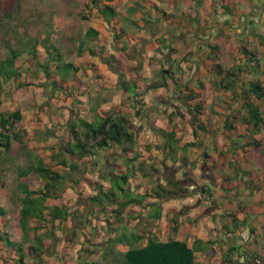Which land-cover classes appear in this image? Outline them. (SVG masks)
I'll return each mask as SVG.
<instances>
[{"label":"rangeland","instance_id":"374dc122","mask_svg":"<svg viewBox=\"0 0 264 264\" xmlns=\"http://www.w3.org/2000/svg\"><path fill=\"white\" fill-rule=\"evenodd\" d=\"M88 1L0 0V62L9 54L10 49L19 51L13 59L12 69L15 73L7 79L0 77V113H8L15 109L20 113V120L16 124L20 142L13 141L7 152L0 150V208L4 210V214L0 216V231H4L7 238L15 242L29 241L28 236L31 234L29 226L22 232L19 225L18 209L19 199L22 196L21 187L26 185L29 188H37L42 183L31 170L25 175L20 174V171H25V168L32 164L35 157L47 161L50 166H55L49 157L51 149L70 140L71 133L67 123L79 116L92 118L90 108L93 104L97 103L99 107L104 102L112 104L118 93H120L121 104H134L133 100L127 97L121 98L123 93L138 92L135 89L136 85L132 80L131 72L128 71L129 66L139 65L141 69L143 66L148 67L152 60V66L150 65L148 68L150 69L149 74L152 73V79L156 76L154 57L146 55L140 57L132 47L137 43L138 50L143 54L144 52L148 53L146 49L154 43L150 37L145 39L138 33L143 26L145 15L151 16V18H154L155 15L153 7L151 8L153 10L150 11L144 7L148 0L138 1L143 5L134 10L128 9L126 5L124 8L122 0H113L112 3L116 11V29L112 32H110L111 26L109 28L107 22L97 17L95 8L85 6ZM149 1L152 3L154 0ZM179 7L181 8L182 5ZM88 28L95 32L86 36L85 31ZM170 40V38L161 39L159 42L155 40L154 45L158 44L161 47L165 43L170 44ZM34 42L36 45L33 54H31L30 49ZM44 45H53L55 50L45 48ZM87 49L96 50L97 54H89ZM149 51L154 55L158 50L150 48ZM53 52L59 54L58 60L47 59V54ZM106 53L111 54L117 60L116 66L122 73L121 77L106 58ZM66 62L71 66H67ZM39 63L46 64V69L38 66ZM5 67L2 69L6 70ZM43 71H46L47 75ZM94 73H99L102 76L95 78ZM159 73L160 71L158 75ZM135 75L137 76V74ZM175 75L176 79L184 76L183 73L180 75V71H177ZM162 77L160 74L161 82H163ZM150 81L148 78H138L136 84L145 86ZM121 84L125 85L127 90L121 89ZM179 86H185V84H179ZM189 89L194 91V88ZM212 90L214 91V88ZM171 91L173 97L174 91L173 89ZM215 91L218 92V89L215 88ZM194 93H198L199 96L202 93L204 96L203 92L194 91ZM167 102L165 100V103ZM143 108L144 106L141 107V109ZM155 110L158 108L156 107ZM140 113L142 115L141 110H139ZM136 114L135 110L131 108L127 117L131 119ZM174 126L176 125L174 124ZM153 138H157V136L151 134L140 136L139 144L143 150L134 151L131 148L127 152L128 158L120 151V146L113 144L97 149L96 153L92 156L89 155L88 160L84 163L71 160L70 162L78 167L76 171L70 172L66 166L59 169L63 182L61 190L57 192V198L46 199V205L49 207L53 204L63 205L66 207L68 215L59 222L41 225L36 231L41 239L48 243L44 248L37 245L40 248L36 254L37 258L27 255L28 242H24L22 245L24 263L62 264L59 248L63 242L62 239L68 235L72 241V247L65 254L67 264H83L84 262L88 264H122L120 253L126 248L128 242L132 246L141 245L145 242V235L164 238L166 232L169 234L172 232L170 231L172 227L176 231L179 230L174 222H179L180 225L182 222L185 225L188 223V232L180 231L177 236L186 241L191 240V243L187 242L188 245H192L196 249L199 246L197 244L199 241L204 245L207 240L211 242L224 240L225 235L220 233H208L203 229L196 232L195 230L191 231L190 223L195 224V220L203 216V210H197L196 207L200 201L195 196L192 197V204L187 202L188 204L182 206L179 198L184 195L183 192L186 188L178 191L173 186L159 184L158 181L163 176H173V166L167 167L166 170L161 166L159 162L162 152L156 148L157 141ZM179 139L185 142L186 139H190L189 134L185 135L181 132ZM238 144V141L229 142L226 140L224 146L228 149L227 155H232V147ZM134 146L137 147L138 144ZM189 146L191 145L176 148L175 157L177 156L181 160L186 149L191 148ZM150 149L156 151L154 156L150 151H147ZM105 151L106 155H104ZM157 155L159 158L155 162L154 157ZM61 156L67 159L66 153ZM133 156V160L138 159L137 157L146 158L148 156L154 160L153 166L142 162L141 170H139L136 163L133 165L132 160L127 161ZM65 162L67 165L68 160ZM191 166L193 165L190 164ZM254 167L264 170L261 165H254ZM111 170L116 173L125 172L128 175L126 183L123 185L124 192L140 200L138 203L132 201L127 204L119 222L115 224L116 229L108 231L102 222L103 214L97 213L94 203L88 202V198L95 191L93 185L86 178L95 180L102 187H106L110 184L106 176L112 175ZM233 170L234 178L248 183L245 176L250 174L249 168H242L238 164ZM142 172L145 174H141ZM223 172V170L219 171L221 174ZM154 176L155 178H153ZM202 176L206 177L207 173L199 172L195 178L200 180L203 178ZM77 180L79 181L76 182ZM166 182L169 184L171 181L165 178ZM207 187L211 186L207 185ZM197 189L198 185H194L191 188L192 192L188 194L191 196ZM154 190L158 193L157 195L153 193ZM151 204L160 207L158 219L148 216L152 208ZM217 210L216 213L219 214L222 209L218 208ZM212 214L209 213L207 216L209 224L213 223L214 216ZM248 215H250L249 212L244 214L246 218H250ZM35 223L31 221L28 225ZM236 228L237 226H234V229ZM138 232L142 238L136 241L132 240V236ZM195 233L197 238L194 236ZM117 239L120 241L116 242ZM251 241L249 239V242ZM0 243L3 244L2 241ZM231 246L238 249L237 245ZM3 249L4 251H2ZM242 250L238 249L240 253ZM0 253L3 254L0 264H3V259H8L9 264L16 259L15 252L9 245H0Z\"/></svg>","mask_w":264,"mask_h":264},{"label":"crops","instance_id":"0c3cea01","mask_svg":"<svg viewBox=\"0 0 264 264\" xmlns=\"http://www.w3.org/2000/svg\"><path fill=\"white\" fill-rule=\"evenodd\" d=\"M138 1L142 0H122L124 8L126 5L132 10L143 5ZM144 7L149 11L153 7L155 15L154 18L145 15L138 33L145 39L150 37L154 43L146 49L148 53L143 54L138 50L137 43L132 47L140 57H154L156 76L152 79V73L149 74L148 68L152 66V60L148 67L143 66L141 69L139 65L129 66L128 71L131 72L138 92L135 91L133 96L128 92L123 93L121 98L127 97L134 104H121L118 93L112 104L104 102L100 108L126 118L127 125L137 135L138 146L132 147L134 151L143 150L139 144V137L143 134L156 135L157 138L153 139L157 142L163 140L159 132L162 130L174 131L175 137H179L181 132L189 134L190 139L185 142H191V148L186 149L181 160L175 157L176 148H182L184 141L181 139L175 144V152L171 156L162 153L159 163L165 170L173 166V176H163L158 182L161 186L164 183L174 189L186 188L184 195L179 198L182 206L187 202L192 204V197L195 196L200 201L196 207L197 210H203V216L196 219L195 224L190 223L191 231L203 229L208 233L225 235V239L218 242L207 240L204 245L200 241L197 243V264H218L220 261L228 264H264V170L254 167L261 165L264 169V0H154L152 3L148 0ZM167 38L171 39L170 44L165 43L161 47L154 45L155 40L159 42ZM150 48L158 51L152 55ZM215 65L236 74L232 80L233 92L218 87L223 74L215 73ZM160 69L165 71L158 75ZM177 71H180V75L183 73V78L176 79ZM160 74L163 82L160 81ZM167 76L171 78L168 79ZM138 78H148L151 80L149 83L164 85L145 89L149 83L145 86L137 85ZM250 83L258 84L263 92L259 99L247 93L249 102L260 117L254 126L244 108V99L239 95L240 89H248ZM177 87L186 94L191 91L193 98L186 102L177 99ZM189 88H194L195 92H203L204 96L202 93L199 96ZM213 88L214 91H211ZM165 100L168 102L165 103ZM194 104L201 107L197 112L194 111ZM156 107L158 110H155ZM131 108L138 113L129 119L127 114ZM194 117L203 126V129L196 131L195 138L191 137L197 124L193 121ZM225 123L231 127L225 128ZM226 140L239 142L232 147L230 156L224 146ZM147 151L152 156L156 153L153 149ZM137 158L132 160V164L136 163L137 167L142 162L148 165L154 162L148 156ZM154 158L157 162L159 157L157 155ZM237 163L242 168L250 169V174L245 176L248 183L233 177V169ZM220 170L224 171L223 174L219 173ZM199 172L207 173V176L198 180L195 175L197 177ZM165 178L171 182L165 183ZM194 185H198V189L190 196L188 193L192 192ZM207 185L211 187L208 188ZM218 208L222 209L219 214L216 213ZM246 211L250 213V218L244 216ZM209 213L214 216L213 223L210 224L207 217ZM174 225L179 229H175L174 237L179 238L180 231L188 232V223L185 225L182 222L180 225L179 222H174ZM234 226L237 228L234 229ZM194 236L197 238L196 233ZM249 239L252 241L249 242ZM186 242L191 243V240ZM231 245H237L244 252L242 250L240 253ZM256 259H259V263L255 262Z\"/></svg>","mask_w":264,"mask_h":264},{"label":"trees","instance_id":"16d2710c","mask_svg":"<svg viewBox=\"0 0 264 264\" xmlns=\"http://www.w3.org/2000/svg\"><path fill=\"white\" fill-rule=\"evenodd\" d=\"M112 2L113 0H89L88 3L85 4V6L89 8H95L97 17H100L101 20L107 22L109 24V28L111 26L110 32L116 29V11ZM91 32L93 33L95 31L88 28L85 31V35L88 36ZM119 32L122 31L119 30ZM262 40L264 44V38ZM35 45V42L31 45V54L34 52ZM44 47L51 48L52 51L55 50L53 45H44ZM17 51L18 50L10 49L9 54L0 62V77L2 79H7L15 73L12 69V65L13 59L16 55H18ZM87 51L89 54H97L96 50L87 49ZM106 56L111 65L116 69V73H118L121 77L122 73L116 66L117 60L109 53H106ZM58 57V53L53 52L47 54L48 60H58ZM65 64L67 66H71V64H68L67 62ZM38 66L46 69V64L39 63ZM3 67H5L6 70L2 69ZM164 71L165 69H160V73ZM214 71L219 75L223 74L218 87L223 90L233 92L232 80L236 77V74L227 69L223 70L219 65H215ZM43 73L47 75L46 71H43ZM93 76L95 78H99L102 75L94 73ZM162 85L164 84L151 82L149 85L145 86V89L156 88ZM121 89L127 90L126 86L123 84H121ZM176 89L178 91L175 95L177 99H182L183 102H186L187 100L193 98L191 91L186 94L181 92L179 87ZM247 93H251L252 96L259 99L263 96V92L262 88L255 83H250L248 89L246 90L240 89L239 95L244 99V108L248 113L249 120L254 126L260 117L256 108L249 102ZM134 94L135 93H132L131 96ZM194 106L195 112L201 108L198 104H194ZM90 110L92 112V118L88 119L79 116L67 123L69 128L68 130L71 133L70 140L66 141L65 144H58L57 147L52 148L49 153V157L55 166H50V163L47 161L35 157L32 164L25 168V171H20V174L25 175L31 170L38 176L42 183L37 188H29L26 185H22L21 187L22 196L19 199L20 206L18 209V220L22 232L24 231V228H27L28 226L30 227L31 230L29 231L31 234L28 236L29 241H12L7 238L4 231H0V240L3 242V244L0 243V245L11 246V250H13L16 255V259L12 260L10 264H25L23 261L24 253L22 248L24 242H28L26 247L27 255L29 257L37 258L36 254L40 249L38 246H42V248H44L48 245V243L43 241L41 236L37 234L36 231L39 227H41V225L51 222L54 223L55 221L59 222L68 215L66 207H63V205L58 206L53 204L50 207L46 205V199L53 200L57 198V192L61 190L63 182L61 180L62 175L60 174L59 169L65 168L66 166L68 171H76L78 167L71 163V160H77L79 163H84L88 160L87 157L89 155L92 156L96 153L97 149L113 144L120 146V151L128 158L127 152L130 151L137 143V135H135L134 131H132L127 125L125 117L116 112L112 113L107 110L104 111L97 103L93 104ZM135 113L138 112L136 111ZM19 120L20 113L17 109L8 113H0V150L7 152L10 150L13 141L20 142V136L16 128V124ZM193 121L197 122L195 129L192 130L191 133L192 137L195 138L196 131L203 129V126L195 117L193 118ZM224 127L229 128L231 125L225 123ZM159 132L161 133V136H163V140L161 143L155 144L156 148H159L162 153H167V156L169 157L175 152V144L179 141V137H175L174 131L172 130H162ZM189 144H191V142H183L182 146ZM63 153L67 154V159L61 156ZM133 158L134 156L127 159V161L133 160ZM66 160H68L67 165L65 164ZM139 164L138 169L141 170L142 164ZM111 172V176H106L110 182L109 186L106 187H102L100 183H97L95 180L86 178V180L93 185V190L95 191L94 194L88 198V202L94 203L95 211L103 214L102 222L108 231L116 229L115 224L119 222V218L122 216L121 214L124 213V208L127 204L132 201L138 203L140 200L124 192L125 189L123 188V185L126 183L128 178V175L125 172L116 173L113 170H111ZM142 174H145V172H142ZM78 181L79 180L76 182ZM176 189H178V191L181 190L179 187ZM169 192L172 193V191ZM153 193L155 195L158 194L155 190ZM151 205L152 208L148 216L158 219L160 217V207L153 204ZM3 214L4 210L0 208V216ZM96 218L98 219V217ZM31 221L36 223L28 225ZM171 229L172 234H166L164 238H159L153 235H145V242L141 245L132 246L128 242L126 248L122 251V253H120L122 264H197L195 261L196 248L192 245H188L186 240L174 237L175 229L173 227ZM123 238L126 239L124 236ZM140 238H142V235L139 232L132 236V240L134 241ZM108 240L110 241V239ZM62 241L61 247L59 248L61 251L59 256L62 258V264H67L65 261V254L72 247V241L68 235L65 236ZM119 241V239L116 240V242ZM2 251H4V249ZM0 258H3L2 253H0ZM3 264H9L8 259H3ZM35 264L37 263L35 262ZM83 264L88 263L84 262ZM218 264H228V262L225 263L224 261H220Z\"/></svg>","mask_w":264,"mask_h":264},{"label":"built area","instance_id":"2783aa9c","mask_svg":"<svg viewBox=\"0 0 264 264\" xmlns=\"http://www.w3.org/2000/svg\"><path fill=\"white\" fill-rule=\"evenodd\" d=\"M255 262H256V263H259V259H256Z\"/></svg>","mask_w":264,"mask_h":264}]
</instances>
